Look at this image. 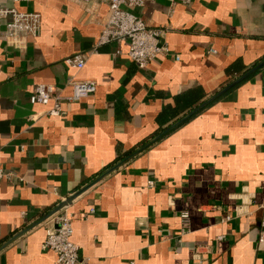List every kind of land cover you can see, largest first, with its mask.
I'll list each match as a JSON object with an SVG mask.
<instances>
[{"label": "crops", "instance_id": "1", "mask_svg": "<svg viewBox=\"0 0 264 264\" xmlns=\"http://www.w3.org/2000/svg\"><path fill=\"white\" fill-rule=\"evenodd\" d=\"M0 4L41 16L20 49L0 21V264H56L41 244L64 211L81 264H264L263 0L129 9L168 49L143 69L126 43L99 42L100 0ZM75 54L81 69L64 62ZM70 79L96 90L60 117L30 103L35 85L69 94Z\"/></svg>", "mask_w": 264, "mask_h": 264}, {"label": "built area", "instance_id": "2", "mask_svg": "<svg viewBox=\"0 0 264 264\" xmlns=\"http://www.w3.org/2000/svg\"><path fill=\"white\" fill-rule=\"evenodd\" d=\"M21 2L27 0H10ZM78 3H87L91 0H73ZM108 7L109 14L102 26L99 42L115 41L127 44V55L138 68H145L158 55L168 53L166 45L161 41L162 31L146 26L144 21L130 12L129 9L142 7L146 2L153 0H100ZM170 5L177 1L188 4L191 0H167ZM4 20L3 35L8 45L15 48H23L27 39L39 34L41 16L37 12H21L14 7L0 4V21ZM175 59H179L176 55ZM67 66L81 69L85 60L79 55L66 57ZM69 94H64L63 89L50 84L39 83L34 86L29 97L31 104L49 105L47 114L52 117H60L63 113V104L79 101L88 97L96 90V82L91 79H70ZM5 172L0 168V179L5 177ZM152 186V182H148ZM262 217L257 241L264 243V201L261 206ZM183 225L187 224L188 212H181ZM228 218V217H227ZM54 225L45 229V238L41 244L43 250L49 249L55 253L56 264H81L79 246L72 240L73 227L71 216L64 212L55 215ZM130 264H133L131 262Z\"/></svg>", "mask_w": 264, "mask_h": 264}, {"label": "water", "instance_id": "3", "mask_svg": "<svg viewBox=\"0 0 264 264\" xmlns=\"http://www.w3.org/2000/svg\"><path fill=\"white\" fill-rule=\"evenodd\" d=\"M264 64V61L262 62ZM261 63V64H262ZM260 66V65H258ZM257 66V67H258ZM254 69H251L250 71H248V73L252 72ZM247 73V74H248ZM246 76V74L242 75L241 77H239L237 80L233 81L232 83H230L229 85H227L225 88H223L221 91H219L217 93V95H220L221 93H223L224 91H226L227 89L231 88L232 86H234L235 84H237L239 81H241L244 77ZM89 185L81 188L80 190H78L77 192L73 193L72 195H70L69 197H67L65 200L61 201L56 208L52 211V213L58 211L59 209H61L64 206H67L68 204L71 203V201L78 195L80 194L82 191H84Z\"/></svg>", "mask_w": 264, "mask_h": 264}, {"label": "rangeland", "instance_id": "4", "mask_svg": "<svg viewBox=\"0 0 264 264\" xmlns=\"http://www.w3.org/2000/svg\"><path fill=\"white\" fill-rule=\"evenodd\" d=\"M263 2H264V0H263Z\"/></svg>", "mask_w": 264, "mask_h": 264}]
</instances>
